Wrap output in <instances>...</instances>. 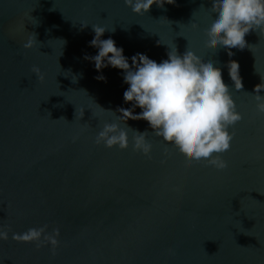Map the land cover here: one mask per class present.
Instances as JSON below:
<instances>
[{
	"label": "water",
	"instance_id": "obj_1",
	"mask_svg": "<svg viewBox=\"0 0 264 264\" xmlns=\"http://www.w3.org/2000/svg\"><path fill=\"white\" fill-rule=\"evenodd\" d=\"M213 12L211 0L154 4L143 15L125 0H0V229L8 233L0 264H264V112L255 96L264 29L229 56L207 42ZM92 25L109 28L103 38L130 63L136 53L162 62L177 46L223 69L242 114L218 154L227 167L189 163L143 119L127 121L128 148L96 142L104 124L127 126L119 109L132 105L123 70L109 65L100 80L85 59L98 53ZM135 130L148 131L149 155L132 146ZM44 226L57 244L14 238Z\"/></svg>",
	"mask_w": 264,
	"mask_h": 264
},
{
	"label": "clouds",
	"instance_id": "obj_2",
	"mask_svg": "<svg viewBox=\"0 0 264 264\" xmlns=\"http://www.w3.org/2000/svg\"><path fill=\"white\" fill-rule=\"evenodd\" d=\"M125 3L134 13L143 15L154 4L164 7L166 3H176V0H125ZM211 3L214 12L206 28L207 42L226 48L229 56L234 55L232 49L248 46L246 35L251 30L264 29V0H211ZM92 27L95 36L89 44L97 48L98 53L86 54L85 59L94 62L95 68L101 72L97 77L100 80H107L103 69L109 65L123 70L124 82L129 85L124 100L132 105L119 109L118 117L127 126L121 127L118 122L104 124L96 142L107 147L128 148V128L131 127L127 121L143 119L148 121L156 135L185 154L189 163L204 159L219 169L227 167V162L218 154L230 149L234 133H230L229 128L242 119V114L236 108L230 85L224 80L223 69L210 57H201L189 48L181 55L177 46L162 62L144 53H136L130 63L124 48L118 46L115 39L103 38L109 28L102 25ZM157 43L162 44L160 40ZM31 46V41L26 42L25 47ZM227 67L235 88L243 89L239 62L230 60ZM33 72L43 79L39 66H33ZM261 90H264V82L255 87L257 108L264 112ZM137 107L142 111L136 113ZM135 131L137 135L132 146L149 155L152 145L147 140L148 131ZM46 227L30 228L22 234H14V238L27 242L43 238L57 244L55 236L45 235ZM55 231L58 235L59 229ZM7 238L8 233L0 229V239Z\"/></svg>",
	"mask_w": 264,
	"mask_h": 264
}]
</instances>
